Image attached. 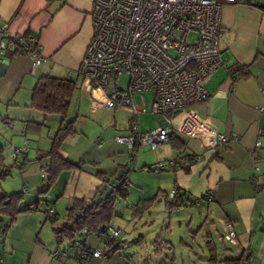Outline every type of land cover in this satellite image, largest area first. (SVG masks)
<instances>
[{
	"label": "crops",
	"instance_id": "crops-1",
	"mask_svg": "<svg viewBox=\"0 0 264 264\" xmlns=\"http://www.w3.org/2000/svg\"><path fill=\"white\" fill-rule=\"evenodd\" d=\"M92 3L93 0H0V24L7 25L8 36L26 32L35 35L41 56L32 71V59L26 54L7 51L0 55V64L7 61L0 74V171H8L6 177L0 178V194L22 193L21 208L36 204L16 216L3 239L0 234L4 264H77L69 247L71 241L58 243L53 228L65 221L73 199L91 201L99 193L102 179L97 172L114 178L119 169L126 170L128 195L121 198L118 207L115 201L111 224L120 231L115 240L127 245L118 253L107 254L103 239L79 233L74 240L102 252L101 258L89 257L81 264H177L175 253L169 251L176 249L175 234L182 236L179 244L190 246L192 251L193 244L203 252L201 258L193 251V264L200 259L205 263L204 239L208 236L220 258H237L250 247L254 251L250 264H264V0L223 4L220 50L227 69H218L211 75L205 85L206 99L193 106L220 133L235 134L237 140L227 147L200 150L174 136L153 150L142 146L151 152L137 149L134 162L139 161L141 169L179 156L194 154L198 158L192 159L187 171L167 166L162 171L134 169L132 173L128 169L130 150L114 142L115 136L129 133V114L125 109L111 113L93 107L91 99L81 91V78L77 76L92 35ZM236 63L248 65L246 76L228 73ZM46 75L75 82L70 118L65 119L74 120V134L62 143L59 155L83 162L80 169H64L53 179L46 173L49 159L35 158L50 148V138L63 119L30 106L35 83ZM145 94L152 96V104V92L134 93L132 99L148 111L144 103L136 102ZM156 117L158 125L153 129L162 125ZM13 146L27 149L23 165L13 164ZM46 174L48 178L44 179ZM173 188L184 195L209 191L211 200L195 207L167 209L165 203L171 200ZM148 204L149 209L137 211ZM48 208L54 210V223L46 217ZM225 223L235 230L237 245L223 242ZM46 225H50L49 230ZM204 227L208 233L202 235ZM190 236L191 244L187 243ZM63 251L68 255L53 256Z\"/></svg>",
	"mask_w": 264,
	"mask_h": 264
},
{
	"label": "built area",
	"instance_id": "built-area-1",
	"mask_svg": "<svg viewBox=\"0 0 264 264\" xmlns=\"http://www.w3.org/2000/svg\"><path fill=\"white\" fill-rule=\"evenodd\" d=\"M248 0H93L92 35L85 48L77 76L81 91L91 99L93 107L114 113L125 109L129 114L126 135H117L114 142L130 150L134 162L137 149L149 146L152 150L178 136L200 150L227 147L237 140L235 134L226 136L214 124L193 108L207 97L205 85L218 69H227L220 50L221 10L223 4H246ZM7 25L0 24V55L23 51L32 59V71L39 65V43L35 35L26 32L9 37ZM193 39H188L192 37ZM126 75V85L119 79ZM152 92L150 110L133 103L134 93ZM149 113L158 116L162 125L141 133L138 116ZM259 141L255 146L258 147ZM27 149L13 146L11 158L23 165ZM193 154V153H192ZM198 156H179L148 166L162 171L167 166L188 169ZM129 186L124 182V188ZM179 195L177 188L169 193L172 200ZM210 192L185 195L177 208L193 207L210 201ZM46 217L54 216L48 208ZM111 238L120 231L110 224ZM87 230H82L86 233ZM232 225L225 223L222 240L237 245ZM79 248L82 242L70 244ZM0 250V264H4ZM67 256L55 252L53 256ZM101 258L98 248L82 247L75 257L81 264L87 257Z\"/></svg>",
	"mask_w": 264,
	"mask_h": 264
},
{
	"label": "trees",
	"instance_id": "trees-1",
	"mask_svg": "<svg viewBox=\"0 0 264 264\" xmlns=\"http://www.w3.org/2000/svg\"><path fill=\"white\" fill-rule=\"evenodd\" d=\"M12 53L24 54L23 51ZM228 73L231 75L246 76L248 74V65L236 63L228 68ZM74 88L75 82L73 80L58 79L46 75L37 80L31 92L30 106L33 109L44 114L60 115L63 119L57 131L50 138V148L46 151H40L37 154V158H35L36 160H43L45 158L49 159V163L46 166V173L50 175L51 179L64 169H80L83 164V162H73L62 158L59 155V149L62 143L67 137L74 134V120L65 121L71 105ZM1 150L2 148L0 147V152ZM23 160L27 161V158L24 157ZM185 170L187 171L188 169ZM7 173V170H1L0 178L6 177ZM96 175L100 179L105 177V174L101 172H97ZM125 181H127V179L126 170L124 169L120 184L115 191L116 197L114 199L108 198L103 204H92V206H89L92 200L85 201L81 199H73L67 208L65 221L53 228V233L57 242L61 243L64 240H67L71 241V244L75 236L81 233L82 235H94L96 238L103 239L104 244L108 248L107 254H115L123 250L127 243L125 241H116V238H111L108 226L111 224V220L115 216V201L118 198L125 199L128 195V186L124 188ZM184 196V194H179L174 199L167 201L165 207L167 209L177 207ZM22 199L23 195L20 192L0 194V234L2 239L6 234L8 226L16 216L23 211L30 210L32 206L36 205L32 204L21 208L20 203ZM150 205L151 204H148L147 207L138 208L137 211L141 210L143 212L147 210ZM2 218L5 219V221H3ZM50 220H52V223L56 221L53 217H50ZM84 229L87 230L86 233H82V230ZM204 243L207 250L205 264H250L254 252L253 249L249 247L241 251L237 258H220L211 237H206ZM225 243L230 246L228 242ZM69 247L71 248V251H73L74 258L79 254V248L80 250L82 247L93 249V247L84 243H82L79 248H73L71 245Z\"/></svg>",
	"mask_w": 264,
	"mask_h": 264
},
{
	"label": "rangeland",
	"instance_id": "rangeland-1",
	"mask_svg": "<svg viewBox=\"0 0 264 264\" xmlns=\"http://www.w3.org/2000/svg\"><path fill=\"white\" fill-rule=\"evenodd\" d=\"M188 39L192 40L193 36L189 37ZM127 80H128V77L126 75L121 76V78L119 79V85L120 86L126 85ZM151 98H152L151 95L145 94L141 101L139 99H137L136 102L139 103V104L142 102V103L145 104V106L147 108L150 109V107H151L150 106L151 105ZM69 118H70V115L68 114L67 115V120ZM138 121H139V129H140L141 133L148 132L151 129L155 128V126L158 125L157 124V117L154 116V115H151L149 113L139 115ZM141 148H142V152H145V151H146V153L151 152V151L148 150L149 147L145 148V147L141 146ZM128 164H129V166H128L129 173H132L134 169L136 171L139 169L140 171H145V172H157V171L148 169V167L141 169V166L138 167L139 161L136 162V163L131 161V157L130 156L128 157ZM120 202H122V199L118 198L115 205L118 207L119 204H121ZM185 208H188V207H185ZM205 228L206 227H204L203 231H202V229L200 230L202 232V235L205 233ZM46 229L49 230L50 229V225H46ZM181 237L182 236H179V234H175L174 235V238H175V241H176V244H177L176 245V249H175V251L169 250L170 254H174L175 253L174 255H176V258H177V262H178L177 264H193V262H195V255H194L193 251L198 252V254L201 256V258L203 257L202 256L203 252L201 250L195 249L194 245L191 244V240H192L191 236L189 237V242H187V243L191 244V246L193 248V251H192L190 246H188V245L187 246H185V245L183 246L182 244H179V241H180L179 239ZM183 238L185 239V237H183ZM199 238H200V236H199ZM201 246L204 247L202 242H201ZM203 250H204V248H203ZM196 262H198L197 264H205L203 261H201V259L200 260H196Z\"/></svg>",
	"mask_w": 264,
	"mask_h": 264
},
{
	"label": "water",
	"instance_id": "water-1",
	"mask_svg": "<svg viewBox=\"0 0 264 264\" xmlns=\"http://www.w3.org/2000/svg\"><path fill=\"white\" fill-rule=\"evenodd\" d=\"M7 65V61L4 60L0 64V74L3 72ZM124 174V169H119L115 175L114 178H110L109 176H105L102 179V185L100 188L99 193L93 198L92 202L89 204V206H92V204H103L108 198L114 199L116 197V188L120 184V180L122 175ZM48 178V174L44 176V179ZM206 234L208 233V229L205 228Z\"/></svg>",
	"mask_w": 264,
	"mask_h": 264
}]
</instances>
